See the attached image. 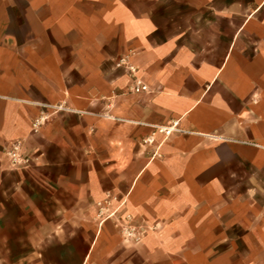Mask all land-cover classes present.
I'll list each match as a JSON object with an SVG mask.
<instances>
[{"label": "crops", "instance_id": "1", "mask_svg": "<svg viewBox=\"0 0 264 264\" xmlns=\"http://www.w3.org/2000/svg\"><path fill=\"white\" fill-rule=\"evenodd\" d=\"M0 241L20 264H264V0H0Z\"/></svg>", "mask_w": 264, "mask_h": 264}, {"label": "built area", "instance_id": "2", "mask_svg": "<svg viewBox=\"0 0 264 264\" xmlns=\"http://www.w3.org/2000/svg\"><path fill=\"white\" fill-rule=\"evenodd\" d=\"M119 65H124V61H122ZM129 70L131 73H135L136 70L134 67L132 66H128ZM137 84L134 88V92L135 93H142V92H148L149 91V87L145 84H143L141 81L137 80L136 81ZM57 110H62V106H58L55 107ZM47 118H41L40 120H37L34 123L35 127H38L39 125H41L43 123V121H45ZM183 132V130H181V128H179L178 126V122L177 123H173L171 126H154V132L153 134L146 138L144 143L145 144H153L155 142V137L156 135H163L165 136V138H168L170 136H172L175 133H181ZM9 158L12 162V164L14 166L17 167H25L27 165H29L30 159L28 157L23 156V154H21L20 152V146L19 145H15L13 147V150H11L9 152ZM111 217L110 215H103L101 216L102 219L104 218H109ZM123 233L126 237H132L133 235V229L132 226H128V225H123Z\"/></svg>", "mask_w": 264, "mask_h": 264}, {"label": "rangeland", "instance_id": "3", "mask_svg": "<svg viewBox=\"0 0 264 264\" xmlns=\"http://www.w3.org/2000/svg\"><path fill=\"white\" fill-rule=\"evenodd\" d=\"M15 5L16 7L7 8V14L8 13L10 14V17L12 19L11 21H13L14 15H21V18H20V21L22 24L21 31L26 32L28 28L24 24V21H25L24 4L21 5L19 3H16ZM8 10H10V12H8ZM7 20H8V17H7ZM9 29H12V28H9V25H7V30ZM11 150H13V148ZM10 151H8L7 154H9ZM23 156L28 157L27 155H24V154ZM5 242L6 241H0V264H20L14 261V259H19L23 257L25 254H29L33 249L31 247H15V246H8L7 244L6 245L1 244Z\"/></svg>", "mask_w": 264, "mask_h": 264}]
</instances>
